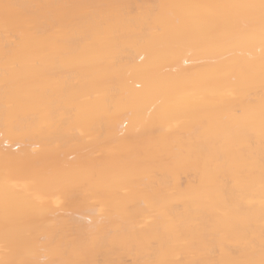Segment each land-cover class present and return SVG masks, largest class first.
<instances>
[{
    "label": "bare ground",
    "instance_id": "bare-ground-1",
    "mask_svg": "<svg viewBox=\"0 0 264 264\" xmlns=\"http://www.w3.org/2000/svg\"><path fill=\"white\" fill-rule=\"evenodd\" d=\"M0 264H264V0H0Z\"/></svg>",
    "mask_w": 264,
    "mask_h": 264
}]
</instances>
